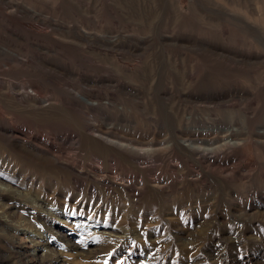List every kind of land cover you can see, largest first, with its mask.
I'll return each instance as SVG.
<instances>
[{"label": "rangeland", "instance_id": "obj_1", "mask_svg": "<svg viewBox=\"0 0 264 264\" xmlns=\"http://www.w3.org/2000/svg\"><path fill=\"white\" fill-rule=\"evenodd\" d=\"M263 110L264 0H0V264H264Z\"/></svg>", "mask_w": 264, "mask_h": 264}, {"label": "bare ground", "instance_id": "obj_2", "mask_svg": "<svg viewBox=\"0 0 264 264\" xmlns=\"http://www.w3.org/2000/svg\"><path fill=\"white\" fill-rule=\"evenodd\" d=\"M127 92H128V91H127ZM127 92H126V94H127ZM109 106H110V105H109ZM122 108H123V107H122ZM120 109H121V108H120ZM263 111H264V110H263ZM263 113H264V112H263ZM261 115H262V117H264V116H263L264 114L261 113ZM254 116H255V115H254ZM258 116H259V114H258ZM256 117H257V116H256ZM250 123H251V122H250ZM252 128H253V127H252ZM259 128H260V127H259ZM250 129H251V128H250ZM249 131H250V130H249ZM260 132H262V131H260ZM181 134H182V133H181ZM185 134H186V133H185ZM182 135H183V134H182ZM252 135H253V134H252ZM183 136H184V135H183ZM253 136H254V135H253ZM255 136H258V135L255 134ZM255 136H254V137H255ZM259 136H260V135H259ZM262 136H263V135H262ZM262 136H261V137H262ZM180 138H181V137H180ZM256 138H257V137H256ZM182 140H183V139H182ZM196 146H198V145H196ZM141 148H142V147H140V149H141ZM198 148H199V147H198ZM143 150H144V149H143ZM147 150H148V149H147ZM205 150H207V149H205ZM205 150H204V151H205ZM206 152H207V151H206ZM148 156L150 157L149 154H148ZM207 160H208V159H207ZM207 160H206V162H207ZM208 163H209V162H208ZM207 165H210V164H207ZM89 223H90V222H89ZM87 225H88V224H87ZM25 234H26V233H25ZM43 248H44V247H43ZM43 248H42V250H46V248H44V249H43ZM32 250H33V249H32ZM34 250H35V249H34ZM33 253H34V252H33Z\"/></svg>", "mask_w": 264, "mask_h": 264}]
</instances>
